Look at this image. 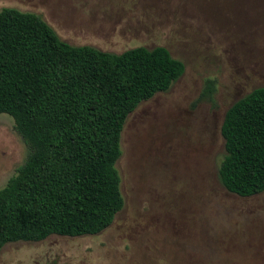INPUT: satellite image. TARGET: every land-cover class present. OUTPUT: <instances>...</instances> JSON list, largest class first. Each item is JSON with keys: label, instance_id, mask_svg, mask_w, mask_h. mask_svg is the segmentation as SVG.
<instances>
[{"label": "rangeland", "instance_id": "1", "mask_svg": "<svg viewBox=\"0 0 264 264\" xmlns=\"http://www.w3.org/2000/svg\"><path fill=\"white\" fill-rule=\"evenodd\" d=\"M4 8L39 15L72 46L165 47L185 73L126 122L125 205L113 225L7 244L0 264H264V193L242 198L219 178L226 112L264 87V0H0ZM207 79L217 82L213 103L199 101ZM29 153L0 114V190Z\"/></svg>", "mask_w": 264, "mask_h": 264}, {"label": "trees", "instance_id": "2", "mask_svg": "<svg viewBox=\"0 0 264 264\" xmlns=\"http://www.w3.org/2000/svg\"><path fill=\"white\" fill-rule=\"evenodd\" d=\"M184 73L165 47L72 46L39 15L1 10L0 114L14 118L30 153L0 190V252L110 228L125 205L117 163L126 122ZM216 92L207 79L199 101L215 102ZM221 134L222 185L242 198L264 193V87L228 109Z\"/></svg>", "mask_w": 264, "mask_h": 264}]
</instances>
